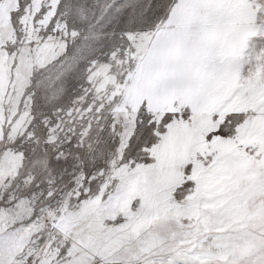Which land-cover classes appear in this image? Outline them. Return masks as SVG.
I'll return each mask as SVG.
<instances>
[{
    "label": "snow or ice",
    "instance_id": "obj_1",
    "mask_svg": "<svg viewBox=\"0 0 264 264\" xmlns=\"http://www.w3.org/2000/svg\"><path fill=\"white\" fill-rule=\"evenodd\" d=\"M0 264H264V0H0Z\"/></svg>",
    "mask_w": 264,
    "mask_h": 264
}]
</instances>
